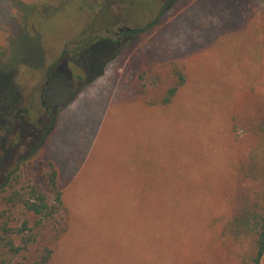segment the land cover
<instances>
[{
	"label": "rangeland",
	"instance_id": "obj_1",
	"mask_svg": "<svg viewBox=\"0 0 264 264\" xmlns=\"http://www.w3.org/2000/svg\"><path fill=\"white\" fill-rule=\"evenodd\" d=\"M108 5L128 8L0 0V170L24 151L21 127L42 134L54 115L45 149L65 220L49 264H248L256 232L241 218L264 206V0L173 1L144 33L48 74Z\"/></svg>",
	"mask_w": 264,
	"mask_h": 264
},
{
	"label": "trees",
	"instance_id": "obj_2",
	"mask_svg": "<svg viewBox=\"0 0 264 264\" xmlns=\"http://www.w3.org/2000/svg\"><path fill=\"white\" fill-rule=\"evenodd\" d=\"M124 1L128 8L117 15L113 14L111 6H104L69 42L63 57L51 65L47 73L51 75L60 63L63 64L64 55L77 53L98 40L114 42L110 34L119 32L135 36L144 33L159 21L167 5L176 0H165L161 11L148 23H145L146 15L143 13L151 11L161 0ZM120 24H125L123 30L113 31ZM101 30L108 34L100 35ZM69 46H75L74 51L68 49ZM175 90L176 87L170 88L169 94L174 95ZM170 101L171 97H168L166 105ZM48 114L49 125L42 134L33 124L25 131L21 127L18 141L24 151H16L15 161H11L10 156L0 170V264H49L54 248L48 242L57 240L64 231L65 200L60 172L45 149L54 118L52 112L47 111ZM257 131L264 132V119L257 125ZM38 160L42 166L33 175V167ZM261 208L254 207L241 218L242 225L252 222L256 232V250L248 264H261L264 256V206Z\"/></svg>",
	"mask_w": 264,
	"mask_h": 264
},
{
	"label": "flooded vegetation",
	"instance_id": "obj_3",
	"mask_svg": "<svg viewBox=\"0 0 264 264\" xmlns=\"http://www.w3.org/2000/svg\"><path fill=\"white\" fill-rule=\"evenodd\" d=\"M123 30V27H119L118 28V31H122ZM118 34H120L119 32H117L116 33V35H118ZM120 40H117V43L119 42ZM77 54V53H76ZM67 56H69L68 54L67 55H65L64 57L67 59L68 57ZM78 56V55H77Z\"/></svg>",
	"mask_w": 264,
	"mask_h": 264
}]
</instances>
